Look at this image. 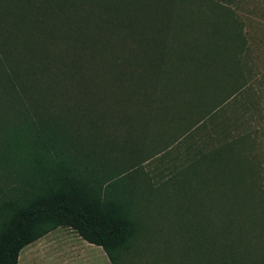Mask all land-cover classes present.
Masks as SVG:
<instances>
[{
    "label": "trees",
    "instance_id": "trees-1",
    "mask_svg": "<svg viewBox=\"0 0 264 264\" xmlns=\"http://www.w3.org/2000/svg\"><path fill=\"white\" fill-rule=\"evenodd\" d=\"M239 2L0 0V264L57 228L111 264H264Z\"/></svg>",
    "mask_w": 264,
    "mask_h": 264
},
{
    "label": "rangeland",
    "instance_id": "rangeland-1",
    "mask_svg": "<svg viewBox=\"0 0 264 264\" xmlns=\"http://www.w3.org/2000/svg\"><path fill=\"white\" fill-rule=\"evenodd\" d=\"M239 7L242 17L247 24L246 29L250 41L249 54L245 57L247 68H250V70H246L245 72V76L249 80L247 84L248 95L245 96L246 100L244 103L246 105L242 110L248 116L254 114L251 119L257 130L253 133L255 145L252 153L257 157L256 161L260 162L262 167L261 174L264 180V0H240ZM69 230L67 228H57L40 239L75 236ZM69 247L61 244L59 241L57 244L49 246L50 251H46L51 256L49 261L54 258L52 256L58 255V249ZM29 249L30 245L25 246L20 252L21 257L25 256L30 251ZM143 255L147 254L144 252ZM48 259L39 258L38 260H31L29 264H49ZM142 260H138L137 264H148ZM56 264H60V261L56 260Z\"/></svg>",
    "mask_w": 264,
    "mask_h": 264
},
{
    "label": "crops",
    "instance_id": "crops-1",
    "mask_svg": "<svg viewBox=\"0 0 264 264\" xmlns=\"http://www.w3.org/2000/svg\"><path fill=\"white\" fill-rule=\"evenodd\" d=\"M69 232L75 236L43 238L38 239L40 241H36L35 244H30V251L23 257L19 255L18 264H29L31 260L39 258H49V264H56V260L60 261V264H111L108 255L101 246L88 242L73 231L69 230ZM58 241L71 247L58 249V255L52 256L54 258L49 261L51 256L46 251H50L49 246L57 244Z\"/></svg>",
    "mask_w": 264,
    "mask_h": 264
}]
</instances>
